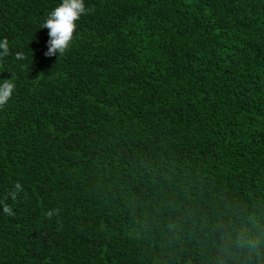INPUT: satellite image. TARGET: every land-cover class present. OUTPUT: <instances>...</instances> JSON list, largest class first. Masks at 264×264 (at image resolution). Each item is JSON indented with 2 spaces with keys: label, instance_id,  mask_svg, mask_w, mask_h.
I'll return each instance as SVG.
<instances>
[{
  "label": "trees",
  "instance_id": "16d2710c",
  "mask_svg": "<svg viewBox=\"0 0 264 264\" xmlns=\"http://www.w3.org/2000/svg\"><path fill=\"white\" fill-rule=\"evenodd\" d=\"M61 2L0 0V264H264V0H85L57 59Z\"/></svg>",
  "mask_w": 264,
  "mask_h": 264
},
{
  "label": "clouds",
  "instance_id": "9594fccd",
  "mask_svg": "<svg viewBox=\"0 0 264 264\" xmlns=\"http://www.w3.org/2000/svg\"><path fill=\"white\" fill-rule=\"evenodd\" d=\"M93 9L86 6L85 0H62V2L55 7L42 23L40 29H48V50L45 53L46 56H64L70 51L74 40L76 39L77 22L82 16L90 14ZM12 55L9 48V42L7 38L0 39V60ZM14 58L17 61L25 59L22 52H16ZM0 108H3L9 100L13 97L17 90V84L15 79L11 75L9 79L0 80ZM23 191V187L19 181L14 185L9 195L14 200L17 193ZM0 210L3 214L8 216H14L11 206L0 200ZM60 209L49 210L46 215L51 219L54 215H57Z\"/></svg>",
  "mask_w": 264,
  "mask_h": 264
}]
</instances>
